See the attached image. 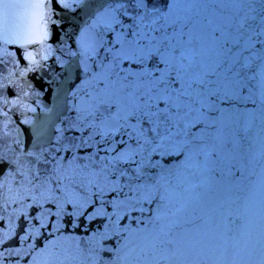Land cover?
I'll list each match as a JSON object with an SVG mask.
<instances>
[{
  "label": "snow or ice",
  "instance_id": "obj_1",
  "mask_svg": "<svg viewBox=\"0 0 264 264\" xmlns=\"http://www.w3.org/2000/svg\"><path fill=\"white\" fill-rule=\"evenodd\" d=\"M0 65L8 111L56 86L0 145L16 264H264V0H0Z\"/></svg>",
  "mask_w": 264,
  "mask_h": 264
},
{
  "label": "water",
  "instance_id": "obj_2",
  "mask_svg": "<svg viewBox=\"0 0 264 264\" xmlns=\"http://www.w3.org/2000/svg\"><path fill=\"white\" fill-rule=\"evenodd\" d=\"M80 22H81V20H79V19L73 21V23H75L77 25ZM65 31L71 33L73 31V28L71 26H69L65 29ZM60 35H61V38H63V32H61ZM49 42H51V41H49ZM67 43L69 44V46L72 45V41H68ZM53 46L57 47V48L60 47L59 41H57ZM9 51H15V46H10ZM57 55H60V53H57ZM62 58L68 59L67 56H62ZM47 64L49 65V67L45 68L44 71L49 72V76L44 77L45 83H47L50 76H55L58 80L59 79V73H57L55 71V69L59 68V65L55 63V59L54 58L50 59L47 62ZM21 66H24V65H21ZM9 67H11V64H9ZM0 74H4V75L7 74L3 65H0ZM41 75H43V73H39V74L29 73L28 76L25 77L21 82L22 83H35V80H39ZM34 76H35V80L33 79ZM16 91H17L16 89H11L12 94H9L8 89H0V109H2L3 111H8L10 105H5L3 103V98L7 97V99L9 101H11L12 99H16V95H15ZM26 102L30 103L32 105V107H35L37 109L36 113L28 112V113L22 114V109H19L17 107H12L11 111H8L9 122H8V128L7 129L4 128L5 117L0 115V145H3L6 141L10 140V137H6L4 135V132L8 131L11 133L12 136H14L15 132L13 131V129H15L16 127H20L22 129L21 138L23 139L24 130L27 129L28 126L21 125L20 121L25 116L28 119H31L34 121L42 120L45 118L44 112L42 109L44 107L52 108L54 104H57L55 84H53L51 86V88L45 87L39 97L32 95L31 97L26 98ZM249 107H251V105H249ZM28 147H30V144L28 145ZM170 162H175V161H170ZM0 179H2V177H0ZM14 207H18V205L17 206L9 205L7 212L0 211V215L4 216V219H0V240H4V243L0 244V253H4V258H6L5 264H16V261L18 259L15 255H12V256L8 255V250H6L5 245H7L9 249H15V248L21 247V245L19 243V236L24 235V233L19 231L20 220H18L16 218L15 213H13ZM29 212L31 214V210H29ZM9 214H11V216H12L11 224L9 223V219H8ZM52 222H54V220H52L50 218V223H52ZM122 223H127V221H123ZM62 224H63V227L61 229V232L56 233L55 235H79V236H83L84 235V229L86 227L90 228V231L88 233L90 235L91 231L95 230L96 227L98 226L95 221L92 222L91 225H89V223L87 221H85L84 224L77 231L69 223L62 221ZM32 226L38 228L39 222L38 221H32ZM100 228L102 230V226H100ZM10 230H11V235L6 237L5 233H8ZM41 231L44 233V235H47V233L49 231H51V229L50 228L41 229ZM55 235L52 237L53 239H55ZM40 239L43 240V237H41ZM32 242L33 241L31 239H29L28 241H26L24 243L23 246L27 247V245L31 244ZM114 242H115V238H113L112 242H105V246L106 247L112 246V243H114ZM21 264H23L22 261H21Z\"/></svg>",
  "mask_w": 264,
  "mask_h": 264
}]
</instances>
